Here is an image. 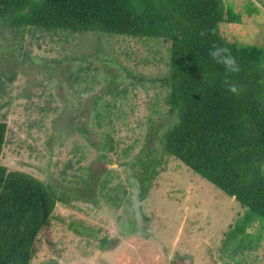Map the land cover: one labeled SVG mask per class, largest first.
Here are the masks:
<instances>
[{
  "label": "rangeland",
  "instance_id": "obj_1",
  "mask_svg": "<svg viewBox=\"0 0 264 264\" xmlns=\"http://www.w3.org/2000/svg\"><path fill=\"white\" fill-rule=\"evenodd\" d=\"M223 1L240 20L219 23L220 35L264 48L259 1ZM246 7L258 11L247 14ZM19 36L0 29V162L66 198L38 232L30 264H264L263 224H245L247 209L176 158L162 155L139 202L127 184L124 162L148 146L160 155L156 136L171 122L162 81L167 41L39 30ZM107 134L112 149L103 145ZM89 171L96 176L92 202L78 196ZM103 177L109 181L100 190ZM118 183L129 203L114 206L108 188ZM136 205L138 230L119 234L123 208ZM235 225H244L238 235Z\"/></svg>",
  "mask_w": 264,
  "mask_h": 264
},
{
  "label": "trees",
  "instance_id": "obj_2",
  "mask_svg": "<svg viewBox=\"0 0 264 264\" xmlns=\"http://www.w3.org/2000/svg\"><path fill=\"white\" fill-rule=\"evenodd\" d=\"M258 1L264 9V0ZM256 11L246 7L247 14ZM239 20L240 13L223 0H0V29L17 33L19 40L26 31L39 30L167 41L162 81L171 122L156 136L160 155L148 146L124 162L127 184L136 188L138 202L144 199L162 155L172 156L247 209L245 224L256 219L264 226V48L226 41L218 31L219 23ZM213 44L231 48L241 67L238 74L226 77L224 68L209 57ZM225 78L242 87L239 95L226 91ZM100 112L94 107L96 125L103 117ZM5 129L0 120V156ZM106 144L112 149L108 134ZM95 178L89 171L80 179L81 200L92 202ZM108 181L103 177L98 189ZM108 189L112 205L129 203L123 185ZM65 200L33 175L0 162V264H30L38 232L55 203ZM139 210V205L132 212L123 208L119 234L138 230L133 217ZM243 226L235 225L237 235ZM107 242L100 238L98 248Z\"/></svg>",
  "mask_w": 264,
  "mask_h": 264
},
{
  "label": "clouds",
  "instance_id": "obj_3",
  "mask_svg": "<svg viewBox=\"0 0 264 264\" xmlns=\"http://www.w3.org/2000/svg\"><path fill=\"white\" fill-rule=\"evenodd\" d=\"M207 32H201V36H206ZM209 57L218 65H221L224 68V71L227 75H236L241 71L239 61L236 56L232 54L231 48L213 44L209 49ZM224 84L227 86L226 91L231 95H239L242 87L236 83L231 82L229 79L225 78Z\"/></svg>",
  "mask_w": 264,
  "mask_h": 264
}]
</instances>
